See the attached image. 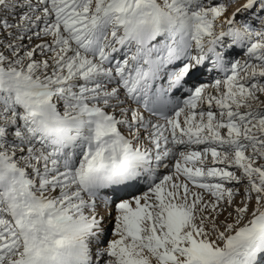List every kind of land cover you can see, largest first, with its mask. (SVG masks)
Here are the masks:
<instances>
[{"label": "snow or ice", "instance_id": "1", "mask_svg": "<svg viewBox=\"0 0 264 264\" xmlns=\"http://www.w3.org/2000/svg\"><path fill=\"white\" fill-rule=\"evenodd\" d=\"M0 264H264V0H0Z\"/></svg>", "mask_w": 264, "mask_h": 264}]
</instances>
